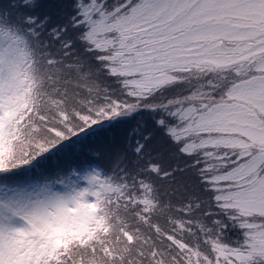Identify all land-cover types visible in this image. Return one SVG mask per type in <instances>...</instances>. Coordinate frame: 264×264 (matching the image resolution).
Here are the masks:
<instances>
[{"label":"snow or ice","instance_id":"1","mask_svg":"<svg viewBox=\"0 0 264 264\" xmlns=\"http://www.w3.org/2000/svg\"><path fill=\"white\" fill-rule=\"evenodd\" d=\"M0 264H264V0H0Z\"/></svg>","mask_w":264,"mask_h":264},{"label":"trees","instance_id":"2","mask_svg":"<svg viewBox=\"0 0 264 264\" xmlns=\"http://www.w3.org/2000/svg\"><path fill=\"white\" fill-rule=\"evenodd\" d=\"M75 159H76L75 157H65V158H62L60 162L61 163H69V162H71V161H73ZM56 163H57L56 160H52V161L49 162L48 166H50V167L54 166Z\"/></svg>","mask_w":264,"mask_h":264}]
</instances>
